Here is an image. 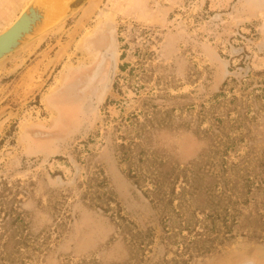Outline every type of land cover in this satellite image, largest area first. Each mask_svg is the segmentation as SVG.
<instances>
[{"label":"rangeland","instance_id":"374dc122","mask_svg":"<svg viewBox=\"0 0 264 264\" xmlns=\"http://www.w3.org/2000/svg\"><path fill=\"white\" fill-rule=\"evenodd\" d=\"M0 264H264V0H88L0 60Z\"/></svg>","mask_w":264,"mask_h":264},{"label":"water","instance_id":"95a60500","mask_svg":"<svg viewBox=\"0 0 264 264\" xmlns=\"http://www.w3.org/2000/svg\"><path fill=\"white\" fill-rule=\"evenodd\" d=\"M88 0H31L0 32V60L70 15Z\"/></svg>","mask_w":264,"mask_h":264},{"label":"flooded vegetation","instance_id":"af4514ba","mask_svg":"<svg viewBox=\"0 0 264 264\" xmlns=\"http://www.w3.org/2000/svg\"><path fill=\"white\" fill-rule=\"evenodd\" d=\"M112 34L109 35L110 38V45L107 46V48L105 50H103L100 53L99 59L94 63V66L92 68V70L90 71L88 77H90L91 79H94L95 82H99L101 77L103 79H105V81H103V87L106 89L109 86L108 83V78H109V72H110V67L109 70H107L106 75L104 77V69H105V63L107 62V60L110 59V56L114 57L115 56V46H114V42H113V38H112ZM99 43V41L97 42ZM114 68V67H113ZM87 77V78H88ZM85 73L82 74L80 77H78L77 82L76 83H81L82 80L87 79ZM99 80V81H98ZM72 81V78L70 80V82ZM76 85V84H75ZM72 85H69L68 87H65V90L61 93V96H59L60 100L65 101L66 98H68V96L71 94L72 92Z\"/></svg>","mask_w":264,"mask_h":264},{"label":"trees","instance_id":"16d2710c","mask_svg":"<svg viewBox=\"0 0 264 264\" xmlns=\"http://www.w3.org/2000/svg\"><path fill=\"white\" fill-rule=\"evenodd\" d=\"M182 175V179L185 183L183 185L184 187H182V190L185 191V187H187V189H189V193L192 195L195 190V184L197 181L195 172H192L191 175L187 176L186 170L182 169L180 171L175 172L174 176H171V172L167 171L164 173V175L161 174L159 178L152 180V183L155 187V190L160 189L162 186H167L171 192H174L175 186ZM200 211L204 212V208H202Z\"/></svg>","mask_w":264,"mask_h":264}]
</instances>
